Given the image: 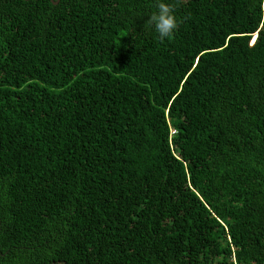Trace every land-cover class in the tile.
Returning <instances> with one entry per match:
<instances>
[{
	"label": "trees",
	"instance_id": "obj_1",
	"mask_svg": "<svg viewBox=\"0 0 264 264\" xmlns=\"http://www.w3.org/2000/svg\"><path fill=\"white\" fill-rule=\"evenodd\" d=\"M51 1L0 0V264H264V0Z\"/></svg>",
	"mask_w": 264,
	"mask_h": 264
},
{
	"label": "clouds",
	"instance_id": "obj_2",
	"mask_svg": "<svg viewBox=\"0 0 264 264\" xmlns=\"http://www.w3.org/2000/svg\"><path fill=\"white\" fill-rule=\"evenodd\" d=\"M175 3L167 0H154V8L145 21L146 25L155 30L160 42L166 38H173L174 32L178 27Z\"/></svg>",
	"mask_w": 264,
	"mask_h": 264
},
{
	"label": "water",
	"instance_id": "obj_3",
	"mask_svg": "<svg viewBox=\"0 0 264 264\" xmlns=\"http://www.w3.org/2000/svg\"><path fill=\"white\" fill-rule=\"evenodd\" d=\"M53 4H56L58 2V0H54V1H51ZM255 37V32L252 34V38Z\"/></svg>",
	"mask_w": 264,
	"mask_h": 264
},
{
	"label": "built area",
	"instance_id": "obj_4",
	"mask_svg": "<svg viewBox=\"0 0 264 264\" xmlns=\"http://www.w3.org/2000/svg\"><path fill=\"white\" fill-rule=\"evenodd\" d=\"M230 260H231L232 264H238V263H236V262H235V260H234V257H233V256H231V257H230Z\"/></svg>",
	"mask_w": 264,
	"mask_h": 264
},
{
	"label": "rangeland",
	"instance_id": "obj_5",
	"mask_svg": "<svg viewBox=\"0 0 264 264\" xmlns=\"http://www.w3.org/2000/svg\"><path fill=\"white\" fill-rule=\"evenodd\" d=\"M170 131H172V129Z\"/></svg>",
	"mask_w": 264,
	"mask_h": 264
}]
</instances>
